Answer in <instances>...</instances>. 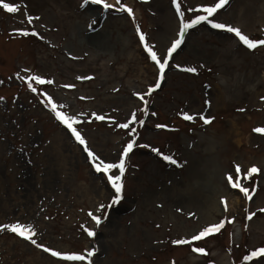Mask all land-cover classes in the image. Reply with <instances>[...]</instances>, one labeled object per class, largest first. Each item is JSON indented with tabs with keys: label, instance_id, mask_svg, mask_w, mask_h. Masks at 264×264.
I'll return each mask as SVG.
<instances>
[{
	"label": "rangeland",
	"instance_id": "1",
	"mask_svg": "<svg viewBox=\"0 0 264 264\" xmlns=\"http://www.w3.org/2000/svg\"><path fill=\"white\" fill-rule=\"evenodd\" d=\"M4 2L20 7L0 8V264H87L50 253L93 249L92 264H264L249 259L264 248V134L255 131L264 129V46L249 50L233 33L201 23L160 80L145 44L163 62L182 27L175 3L190 23L218 0H121L132 16L107 0L114 6L107 11L84 0ZM211 19L264 40V0H229ZM31 76L53 83L32 81L33 93ZM47 97L82 121L75 127L96 163L119 162L135 139L118 204L107 176L42 102ZM133 113L143 125L119 128ZM189 114L194 122L183 119ZM236 196L239 205L229 207ZM221 223L200 241L175 243ZM16 224L30 226L42 247L4 227Z\"/></svg>",
	"mask_w": 264,
	"mask_h": 264
},
{
	"label": "snow or ice",
	"instance_id": "2",
	"mask_svg": "<svg viewBox=\"0 0 264 264\" xmlns=\"http://www.w3.org/2000/svg\"><path fill=\"white\" fill-rule=\"evenodd\" d=\"M84 3H85V5H87L89 3L96 4V5H102V8L105 11L114 7L113 5H110L107 2H105V0H84ZM116 3L118 5H120L119 8H116V11L126 12L129 16L133 15L132 9L125 7L121 3V0H116ZM228 4H229V0H218V2L215 3L214 6L203 7L201 9V11L204 14L199 15L197 18L193 19L190 23H188V22H184V12L181 11V4L178 2L175 3V9H176L177 14L180 17L182 27L179 30V38L174 41V43L172 44V46L168 50L167 56L163 60V62L160 59H158L157 54L154 51H152L151 48H149L147 44H145L146 50H148L150 53L151 60L154 61L156 65H158L160 80H163L165 71H166L168 64H169V61L171 60L173 54L180 47L187 31L198 26V25H200L201 23H208L213 29L224 30V31H227L228 33H233L235 35V37L238 38L239 42H241L249 50H254L258 46H264V40H261L258 42L252 41L246 35L242 34L241 30L239 28L232 27V26H226L223 23L215 22L211 19L214 16V14H216L218 12V10L225 8V6H227ZM19 7H20L19 5L11 4L8 2H4V0H0V8L6 10L8 13H11V14L17 13L19 11ZM192 11H196V9H192ZM33 19L34 18L31 16L27 17L28 23H31ZM21 34L25 35V36L29 35V33L27 31H24ZM31 34L37 35V33H31ZM139 39L141 42H143V41H145V36L141 33L139 36ZM183 70L186 72H190V73H195L197 71L196 68H185ZM18 79H22V77L18 76ZM86 79H91V77H86ZM32 81H35V83L37 85H45V84L53 83V81L45 80L39 76H31V77L27 78V86L33 93H35L37 91V89H36V87L33 86ZM66 87H73V86L69 85ZM159 87H160V84L157 83L155 85V88L149 89V91H148V93H146V95H151L152 91H155V89L159 88ZM44 95L47 96L46 93ZM139 98L142 101H144L145 105H147V101L144 100L143 95H141ZM42 102L45 103L46 107H48L50 105V111H52L54 113L55 118L62 125H64L71 132V134L75 138V140L80 145H82L84 147V151L87 153L90 161L95 166V170L97 172L104 173L107 176V179L111 184V187L114 189V191L116 193L115 198L112 200V205L118 204L120 199H121L122 191L124 188L123 176H124L125 171H126V163H125L126 158L128 157L129 153H131L133 151L134 146H138V145H136L135 139H133L131 142H129L126 145V147L123 149L122 158L119 160V162L105 163L103 160H100L99 163H96V161L99 158L91 150H89L85 139L82 137L81 133L75 127V125L80 124L82 121L78 118L68 116L65 113H63L62 111H59L58 109L63 108L64 105H57L56 103H54L52 101L51 97H47L46 101H42ZM144 113H145V115L147 114V108L146 107L144 109ZM199 118L202 120V122L205 125H207L211 122L208 118H206L202 115ZM95 119L103 121V120H105V116L95 115ZM183 119L185 121L194 122L196 117L194 115L189 114V115H184ZM136 123H139L142 126L144 121L143 120L137 121L136 114L133 113L131 116L130 122L121 123L118 125V127L121 129H128L130 127V124H136ZM255 131L264 134V129H255ZM131 134L135 135V132L133 131ZM163 159L168 161L170 164L179 166L178 162L175 159H172L171 157H169L167 155L163 156ZM116 170H118V174L112 175L111 173L113 171H116ZM236 171L239 172V168H237ZM257 172H258L257 168H255V167L251 168L250 172H249V178H250L251 174H256ZM229 179L231 180V177ZM232 187L233 188L237 187V184H233ZM240 191L243 193L244 197H246L249 201L252 199V196L249 194L247 189L241 187ZM89 215H92V214L90 213ZM92 218L95 221L97 226H99L101 224V218L100 217L92 216ZM248 218L251 219V215H249ZM4 227H7L9 231H11L12 233H15L16 235H18L19 237H21L25 240L31 242L33 245H35L37 247H42L41 245L37 244V241L34 239V237L37 235V233L30 226L22 227L21 225L16 224V225H12V226H4ZM223 227H224V224L221 223V224H218L214 227H209V228L205 229L204 231H201L198 235H196L192 238V241L179 240V241H176L175 243L183 245V244H189L193 241H200L201 239L206 238L210 234H213L215 232H219L220 229H222ZM2 230H4V228L0 227V231H2ZM87 234L90 237H94L96 235V233L94 231H91V230H89L87 232ZM43 251L49 252L50 250L48 248L44 247ZM193 251L197 252V253H201V254H206L203 249H199V248H193ZM50 254L52 257L59 258L63 261L84 262V261H86V258H87V264H92V261L90 258L95 256L96 250L93 249L91 251H88L86 255H62L58 251H51ZM252 257H264V248H261L259 251H253L251 253V256L249 257V259L251 260Z\"/></svg>",
	"mask_w": 264,
	"mask_h": 264
},
{
	"label": "bare ground",
	"instance_id": "3",
	"mask_svg": "<svg viewBox=\"0 0 264 264\" xmlns=\"http://www.w3.org/2000/svg\"><path fill=\"white\" fill-rule=\"evenodd\" d=\"M63 1V0H62ZM109 3H111V4H115L116 2H115V0H107ZM91 41H96V39H97V37H94V36H92V37H90L89 38ZM228 204H229V207H231L232 208V206H234V205H239V203H238V199H237V196L236 197H234V198H230V201L228 202ZM99 248H101V246H99ZM98 248V249H99ZM102 251L103 250H101V251H99V253L101 254L102 253Z\"/></svg>",
	"mask_w": 264,
	"mask_h": 264
}]
</instances>
